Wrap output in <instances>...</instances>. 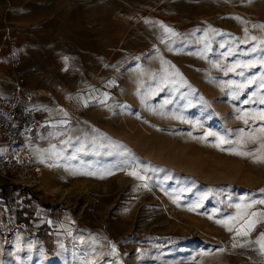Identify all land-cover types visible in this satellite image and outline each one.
<instances>
[{"label":"rangeland","instance_id":"obj_1","mask_svg":"<svg viewBox=\"0 0 264 264\" xmlns=\"http://www.w3.org/2000/svg\"><path fill=\"white\" fill-rule=\"evenodd\" d=\"M5 46L48 164L0 264H264V0H0Z\"/></svg>","mask_w":264,"mask_h":264},{"label":"built area","instance_id":"obj_2","mask_svg":"<svg viewBox=\"0 0 264 264\" xmlns=\"http://www.w3.org/2000/svg\"><path fill=\"white\" fill-rule=\"evenodd\" d=\"M24 83L25 77L18 75L7 93L0 92V178L14 185L12 196L5 201L6 213L0 214L5 241L12 240L18 231L28 233L24 207L32 199L33 190L39 188L48 164L38 159L31 143L42 116L29 103Z\"/></svg>","mask_w":264,"mask_h":264},{"label":"crops","instance_id":"obj_3","mask_svg":"<svg viewBox=\"0 0 264 264\" xmlns=\"http://www.w3.org/2000/svg\"><path fill=\"white\" fill-rule=\"evenodd\" d=\"M9 50H7V46H5L3 49H0V78L6 81L7 84H11L15 77L16 70H12L11 68V62H10V56H8ZM65 55H61L59 58L55 59L53 61V67L51 70H38L37 72H34L35 67L31 69L32 73L30 74V78L33 84V87L40 90L39 92L42 93V91L49 93L53 95L54 97H57L59 99H62L65 95V92L71 93V88H73V84L70 81V78L67 77V80H61V77H59L57 74L55 76V73H60L62 75L70 76L71 73V66L68 64V68L66 67V61L64 59ZM3 57V58H1ZM102 69L99 67L93 68V67H85V69L82 70V72L86 73L85 75V81L84 85L85 87H95L96 84L99 83L97 81L99 78L98 75L94 77L92 73L94 72H100ZM18 71V70H17ZM93 81L95 83H93ZM13 85V83H12ZM1 93L8 92V88H1ZM34 94V93H33ZM43 96L47 97L43 94ZM40 126V124H39ZM39 126L34 130L32 137H31V143L33 145L32 140L34 139V136L36 134V131L38 130ZM34 148V146H33ZM0 149H3V146L0 145ZM35 150V149H34ZM36 153V152H35ZM37 155V154H36ZM257 220L260 222L259 226V232L262 234V237L259 235L258 238L260 241L261 239H264V204L261 205V208L257 210ZM258 246V245H257ZM261 248H264L263 243L260 244ZM246 254L249 252L245 251ZM250 254V253H249Z\"/></svg>","mask_w":264,"mask_h":264},{"label":"snow or ice","instance_id":"obj_4","mask_svg":"<svg viewBox=\"0 0 264 264\" xmlns=\"http://www.w3.org/2000/svg\"><path fill=\"white\" fill-rule=\"evenodd\" d=\"M133 175H135V173H132ZM261 203H264V201H261ZM219 222V221H218ZM229 231H232V229L229 227L228 229Z\"/></svg>","mask_w":264,"mask_h":264},{"label":"bare ground","instance_id":"obj_5","mask_svg":"<svg viewBox=\"0 0 264 264\" xmlns=\"http://www.w3.org/2000/svg\"><path fill=\"white\" fill-rule=\"evenodd\" d=\"M43 175V174H42Z\"/></svg>","mask_w":264,"mask_h":264}]
</instances>
